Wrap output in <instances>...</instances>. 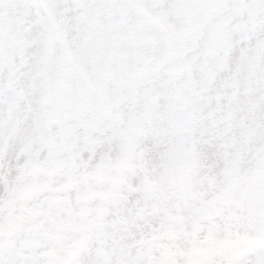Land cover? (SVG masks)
Segmentation results:
<instances>
[{"label":"snow or ice","instance_id":"obj_1","mask_svg":"<svg viewBox=\"0 0 264 264\" xmlns=\"http://www.w3.org/2000/svg\"><path fill=\"white\" fill-rule=\"evenodd\" d=\"M5 2L15 15L5 14ZM218 2L0 0V157L7 128L24 139L31 162L41 170L82 168L103 155L119 159L128 148L119 121L131 118L145 127L133 147L146 160L154 158L162 181L187 179L194 192L205 185L208 203L222 218L226 208L243 205L250 210L248 226L264 234V44L246 55L247 82L257 95L248 108L251 127L236 135L227 128L234 106L225 105L221 96L208 97L201 75L208 46L227 57L237 38L210 39L190 19ZM253 7L264 13V0H253ZM163 70L178 82L194 84L189 93L173 90L175 103L186 105L182 111L161 104L148 88ZM38 91L56 99V114L65 121L56 141L38 134L44 107L17 103V96ZM81 107L107 114L106 135L97 138L73 127ZM29 117L35 118L30 133L24 126ZM3 172L0 158V264H145L129 246L116 243L119 214L111 211L61 227L56 245L43 255H22L7 234L18 189ZM148 198L145 194L138 207ZM45 205L42 198H33L19 215L43 216ZM259 238L248 235L252 242Z\"/></svg>","mask_w":264,"mask_h":264},{"label":"clouds","instance_id":"obj_2","mask_svg":"<svg viewBox=\"0 0 264 264\" xmlns=\"http://www.w3.org/2000/svg\"><path fill=\"white\" fill-rule=\"evenodd\" d=\"M2 7L6 15H15L7 2ZM190 19L192 26L210 39L225 35L237 38L227 57L208 46L201 78L207 83L208 97L215 100L221 96L225 105L234 106L228 131L246 134L252 124L248 108L257 93L247 82L245 59L249 50L264 44V13H257L253 0H219L194 12ZM237 81L238 86H234ZM192 87L194 84L178 82L167 70L161 71L156 81L148 82L161 104L178 111L186 105L175 103L176 94L189 93ZM17 103L44 107L46 118L39 135L53 141L63 136L65 121L56 114L57 102L52 95L38 91L35 95L17 96ZM107 120V114L81 107L73 127L99 138L106 135ZM214 122H219V117ZM34 123L35 118L29 117L24 125L26 131L30 133ZM119 125V133L128 145L123 157L103 155L90 166L55 165L45 170L31 162L24 139L5 128L2 175L18 189L10 208L12 221L7 234L22 255H43L56 245L61 227H72L78 220L98 218L111 211L119 214L116 243L129 246L145 264H264V234L248 226L247 207L233 204L222 218L208 203L205 185H199L194 192L187 179L162 181L154 158L146 160L133 147L145 132L143 123L122 118ZM145 194L149 198L138 207ZM33 198L46 201L45 215H19L21 206ZM248 235L260 238L252 242Z\"/></svg>","mask_w":264,"mask_h":264}]
</instances>
